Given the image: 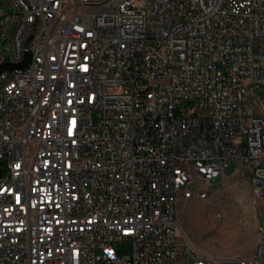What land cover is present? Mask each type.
Masks as SVG:
<instances>
[{"label":"built area","instance_id":"1","mask_svg":"<svg viewBox=\"0 0 264 264\" xmlns=\"http://www.w3.org/2000/svg\"><path fill=\"white\" fill-rule=\"evenodd\" d=\"M0 42V264H264L179 219L235 175L264 215V0H0Z\"/></svg>","mask_w":264,"mask_h":264},{"label":"rangeland","instance_id":"2","mask_svg":"<svg viewBox=\"0 0 264 264\" xmlns=\"http://www.w3.org/2000/svg\"><path fill=\"white\" fill-rule=\"evenodd\" d=\"M256 94L263 98L264 90L258 89ZM234 167L231 161L225 174H232ZM221 180L219 176L210 182L214 186L205 198H193L183 204L179 219L190 240L199 248L244 256L253 249L259 222L264 229L262 208L252 187L240 175L224 176Z\"/></svg>","mask_w":264,"mask_h":264},{"label":"water","instance_id":"3","mask_svg":"<svg viewBox=\"0 0 264 264\" xmlns=\"http://www.w3.org/2000/svg\"><path fill=\"white\" fill-rule=\"evenodd\" d=\"M29 61H30V55L28 54L26 60L23 63H20V64L5 63V64L0 65V71L2 69L11 68V67L23 68L28 64Z\"/></svg>","mask_w":264,"mask_h":264}]
</instances>
